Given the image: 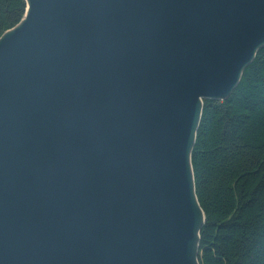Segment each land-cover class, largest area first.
<instances>
[{"label":"water","instance_id":"obj_1","mask_svg":"<svg viewBox=\"0 0 264 264\" xmlns=\"http://www.w3.org/2000/svg\"><path fill=\"white\" fill-rule=\"evenodd\" d=\"M0 35V264H198L191 150L264 47V0H23Z\"/></svg>","mask_w":264,"mask_h":264},{"label":"trees","instance_id":"obj_2","mask_svg":"<svg viewBox=\"0 0 264 264\" xmlns=\"http://www.w3.org/2000/svg\"><path fill=\"white\" fill-rule=\"evenodd\" d=\"M24 8L0 0V35ZM254 59L226 100L202 104L190 155L204 215L198 264H264V47Z\"/></svg>","mask_w":264,"mask_h":264},{"label":"bare ground","instance_id":"obj_3","mask_svg":"<svg viewBox=\"0 0 264 264\" xmlns=\"http://www.w3.org/2000/svg\"><path fill=\"white\" fill-rule=\"evenodd\" d=\"M255 60V59H254ZM232 94V93H231ZM194 148V147H193ZM200 243V242H199Z\"/></svg>","mask_w":264,"mask_h":264}]
</instances>
